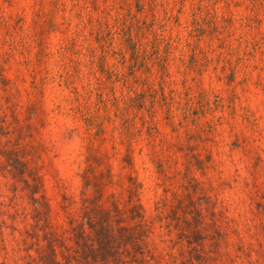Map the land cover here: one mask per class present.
<instances>
[{
    "label": "rangeland",
    "instance_id": "374dc122",
    "mask_svg": "<svg viewBox=\"0 0 264 264\" xmlns=\"http://www.w3.org/2000/svg\"><path fill=\"white\" fill-rule=\"evenodd\" d=\"M87 204L120 264H264V0H0V264H103Z\"/></svg>",
    "mask_w": 264,
    "mask_h": 264
},
{
    "label": "trees",
    "instance_id": "16d2710c",
    "mask_svg": "<svg viewBox=\"0 0 264 264\" xmlns=\"http://www.w3.org/2000/svg\"><path fill=\"white\" fill-rule=\"evenodd\" d=\"M134 211V207L132 209ZM137 213V212H136ZM125 211L113 205L112 209H104L87 204L83 208V220L89 228V232L83 229V224L75 228L76 244L84 254L88 262L102 261L103 264H120L119 247L132 244L138 246L134 241V230H138L142 223L134 226L120 225L125 220ZM134 215V214H133ZM139 214H135L138 217ZM38 260L44 264H60L56 259L55 251L38 255Z\"/></svg>",
    "mask_w": 264,
    "mask_h": 264
}]
</instances>
